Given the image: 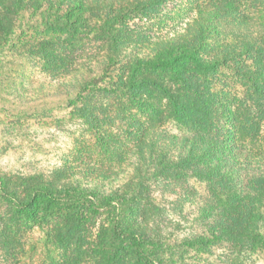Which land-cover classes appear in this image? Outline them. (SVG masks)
I'll return each instance as SVG.
<instances>
[{"label":"trees","instance_id":"obj_1","mask_svg":"<svg viewBox=\"0 0 264 264\" xmlns=\"http://www.w3.org/2000/svg\"><path fill=\"white\" fill-rule=\"evenodd\" d=\"M178 1L0 0V83L20 57L41 58L56 77L27 95L9 86L18 118L64 109L82 120L104 157L47 177L0 173L4 264H176L151 193L192 202L189 177L207 184L200 211L213 218L212 231L264 250L249 223L264 190V147H245L262 118L222 92L236 75L261 106L264 44L249 34L227 42L222 27L244 28L250 18L242 0H192L193 13L180 18ZM116 119L128 124V144L105 128ZM171 120L187 132L167 131ZM128 156L131 177L117 184V164ZM31 227L41 237L26 248Z\"/></svg>","mask_w":264,"mask_h":264},{"label":"rangeland","instance_id":"obj_2","mask_svg":"<svg viewBox=\"0 0 264 264\" xmlns=\"http://www.w3.org/2000/svg\"><path fill=\"white\" fill-rule=\"evenodd\" d=\"M242 2L250 18L244 28L222 27L228 35L227 42H244L246 37L242 34H249L250 41L264 44V0H242ZM178 3L179 18L193 13L192 9L188 10L192 0H180ZM127 49L129 50L130 47ZM142 52L144 55L149 54L150 49L146 46ZM36 61L17 58L18 65L14 67L16 73L13 70L7 71L8 77L0 83V173L3 172L12 177L29 174H43L47 177L53 170L60 167L75 166L85 162H101L104 157L97 150L95 136L80 118L69 116L66 110L59 109L51 114L33 118H18V111L11 105L12 97L6 94L10 90L9 86L15 85L23 91L24 95H27L32 94L40 82L56 80V77L47 73V65L41 58ZM222 70L228 72L226 68ZM228 81L229 87L222 88L223 93L227 92L226 98L241 102L243 106L241 109L262 118L260 132L254 136H246L245 142L248 143L245 147L262 149L264 147V99H260L261 106L258 107L254 103L255 96L250 97L251 94L237 81L236 75L229 77ZM220 85L217 86L218 90H221ZM126 126H128L126 122L116 119L114 125H106L105 128L128 144L129 141H126L123 136ZM164 128L173 134L187 132L184 127L172 120L164 124ZM129 159L128 156L124 162L117 164L118 178L114 180L117 184L131 177L132 171L127 164ZM187 184L195 192L192 202L190 199L181 201L169 191H161L158 188H154L151 193V202L164 213L166 242L176 244L170 256L173 262L176 261V264H231L233 260V264H264V250L257 251L253 241L248 240L247 245L243 240L232 244L220 232L212 231V217L211 219L202 217L200 208L205 202H209L206 182L189 177ZM254 199L250 209L249 223L254 233L257 231V234L258 232L261 234L262 247H264V190L255 195ZM240 229L243 232V228ZM40 237V231L31 227L24 237L25 247L30 248ZM197 238L207 242L205 247L190 241ZM4 262L3 255L0 253V264Z\"/></svg>","mask_w":264,"mask_h":264}]
</instances>
